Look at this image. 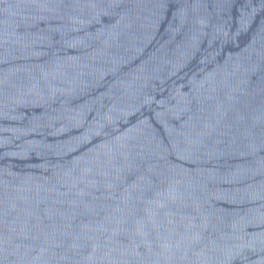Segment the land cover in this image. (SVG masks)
Listing matches in <instances>:
<instances>
[{
    "label": "water",
    "instance_id": "95a60500",
    "mask_svg": "<svg viewBox=\"0 0 264 264\" xmlns=\"http://www.w3.org/2000/svg\"><path fill=\"white\" fill-rule=\"evenodd\" d=\"M0 264H264V0H0Z\"/></svg>",
    "mask_w": 264,
    "mask_h": 264
}]
</instances>
